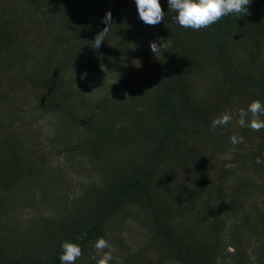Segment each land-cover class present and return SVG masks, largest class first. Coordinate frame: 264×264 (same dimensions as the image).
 I'll list each match as a JSON object with an SVG mask.
<instances>
[{"label": "trees", "instance_id": "obj_1", "mask_svg": "<svg viewBox=\"0 0 264 264\" xmlns=\"http://www.w3.org/2000/svg\"><path fill=\"white\" fill-rule=\"evenodd\" d=\"M160 3L164 19L149 27L139 18L135 0H125L112 9L108 34L110 31L114 36L123 27V32L131 36L135 29L142 34L149 28L151 35L166 37L169 45H161V57L140 54L154 64L146 74L148 85L130 90L131 100L114 101L111 109L117 120L105 122L79 111L72 96L75 89L69 86L72 75L68 70L83 66L84 51L94 43L97 22L107 12L101 11L97 17L90 7L75 0H0V91L2 72L20 64L24 81L43 99L40 111L62 116L87 134L84 142L69 145L66 150L107 159L113 152H120V158L104 163L99 182L91 185L81 199L73 198L64 214L45 217L24 231H16L4 220L9 207L5 199L24 194L29 175L41 169L29 158L33 153H20L19 144L0 146V264H61L60 245L64 240L78 243L83 254H88L87 264H96L91 259V245L105 235L108 221L132 204L142 207L151 217L155 241L163 254L181 264H218L223 246L221 218L212 222L209 238H199L194 230L178 231L169 221L180 212L205 204L212 162L206 150L221 146L224 136L219 127L211 128V120L235 96H242L246 106L254 99L264 103V0H251L247 15H228L198 31L176 24L167 0ZM119 13L127 14L122 24ZM29 21L39 29L40 39L44 37L46 49H52L32 65H26L30 52L22 44L25 30L22 34L20 29ZM101 27H105L102 22ZM60 44L68 45L62 56L54 52ZM123 45V51L129 53L128 44ZM205 71L213 81V95L208 99L195 88ZM257 133L262 141L248 154L254 158L264 153V129ZM7 141L17 143L8 138L4 142ZM171 166L182 168L187 176L172 177ZM244 183L242 190L247 184ZM156 188L162 196L157 197ZM202 209L199 216L208 212V208ZM260 252L264 253V246ZM239 253L233 258L235 264H248L246 251L242 248ZM126 261L162 263L146 258L142 252L129 254ZM261 262L264 264V258Z\"/></svg>", "mask_w": 264, "mask_h": 264}, {"label": "rangeland", "instance_id": "obj_2", "mask_svg": "<svg viewBox=\"0 0 264 264\" xmlns=\"http://www.w3.org/2000/svg\"><path fill=\"white\" fill-rule=\"evenodd\" d=\"M75 1H80L83 7H90L93 14L99 17L101 11L112 12V9L125 0ZM124 18H127V14L119 13V23L122 24ZM99 20L97 34L103 30V18ZM20 29L22 34L25 30L22 44L30 52L26 65L36 64L43 53L52 49H46L44 37L40 39V31L32 21L26 22L24 28L21 26ZM119 30L120 33L114 36L109 31L98 49L91 44L87 46L83 66L68 70V74L72 75L69 86L73 85L75 89L72 96L79 111L105 122L117 120L113 107L111 109L114 101L131 100L130 90L143 89L148 85L146 74L153 70L154 64L140 54L161 57V45H169L166 37L151 35L149 28L142 34L135 29L131 36L123 32V27ZM151 42L159 45L160 51L156 55L151 51ZM123 43L128 44L129 53L123 51ZM66 46L68 45L60 44L54 52L62 56ZM262 64L264 65V54ZM22 69L16 63L13 70L7 69L1 74L3 90L0 91V146L19 144L23 155L25 151L33 153L29 158L35 160L41 171L36 175H29L24 194L5 199L9 207L4 220L16 231H24L33 222L45 217L54 218L64 214L73 198L81 199L91 185L99 182L104 165L120 158V152H113L111 158L107 159L94 158L87 152L81 153L75 149L66 150L69 145L84 142L87 134L62 116L41 112L38 106L43 99L24 81ZM201 75L195 88L200 96L208 99L213 95V81L206 71ZM114 81L116 82L113 83ZM240 108L247 106L242 104V96H235L225 108L233 113V121L227 130L220 128L224 133L221 146L217 144L218 146H211L206 150L211 153L212 162L210 187L203 199L205 204L200 208L178 213L169 224L178 231L194 230L199 238H209L213 233L212 222L221 218L224 221L221 234L223 246L218 264H235L233 258L240 254L242 248L250 258L248 264H263L261 258H264V253L260 249L264 246V163L257 164V157L248 155L258 147L262 137L236 123ZM120 112L121 105L118 109V113ZM234 133L243 136L244 142L233 145L229 137ZM7 138L17 143L4 142ZM169 172L175 178L186 175L182 168L176 166H171ZM242 182L247 183L243 190ZM156 184L155 180L154 186ZM49 185L52 187L45 193L44 189ZM155 193L157 197L162 196L157 188ZM202 208H208V212L199 216L204 210ZM102 237L109 241L114 249V257L122 264H126L127 256L135 252H142L146 258L154 261L160 260L161 264H181L172 256L163 254L162 247L155 241L151 217L139 205L132 204L125 211L114 215L106 224L105 235ZM92 245L90 251L95 255ZM76 262L89 263L88 254H83ZM112 263L116 264V261Z\"/></svg>", "mask_w": 264, "mask_h": 264}, {"label": "clouds", "instance_id": "obj_3", "mask_svg": "<svg viewBox=\"0 0 264 264\" xmlns=\"http://www.w3.org/2000/svg\"><path fill=\"white\" fill-rule=\"evenodd\" d=\"M169 11L175 15L172 20L183 28H191L195 31L208 28L225 16L235 14L237 17L248 14V6L251 0H167ZM139 18L147 25L155 26L164 19L165 12L160 0H135ZM105 27L93 40V48L98 49L105 41L108 30L112 24V15L108 11L102 20ZM151 51L156 55L160 49L155 42L150 44ZM139 66V64L137 65ZM114 81L113 83H115ZM233 121V113L230 110H224L211 120V128L228 129L229 124ZM236 123L241 128H250L252 131L259 132L264 129V103L258 99L252 100L247 108L238 110V119ZM230 142L235 145L244 142V137L239 134H232ZM256 163H264V153L257 156ZM62 253L59 256L61 264H75L76 260L82 255V248L78 243L69 240L61 242ZM95 249V255L91 256L96 264H122L118 258L114 257V249L109 241L104 237L96 239L92 245Z\"/></svg>", "mask_w": 264, "mask_h": 264}]
</instances>
